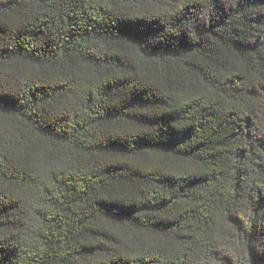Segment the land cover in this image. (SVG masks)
Segmentation results:
<instances>
[{"label":"trees","instance_id":"obj_1","mask_svg":"<svg viewBox=\"0 0 264 264\" xmlns=\"http://www.w3.org/2000/svg\"><path fill=\"white\" fill-rule=\"evenodd\" d=\"M0 264H264V0H0Z\"/></svg>","mask_w":264,"mask_h":264}]
</instances>
